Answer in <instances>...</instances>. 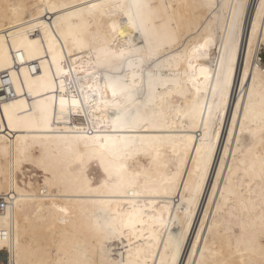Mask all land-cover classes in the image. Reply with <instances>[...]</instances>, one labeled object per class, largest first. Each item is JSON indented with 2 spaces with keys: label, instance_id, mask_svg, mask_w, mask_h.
Segmentation results:
<instances>
[{
  "label": "snow or ice",
  "instance_id": "obj_1",
  "mask_svg": "<svg viewBox=\"0 0 264 264\" xmlns=\"http://www.w3.org/2000/svg\"><path fill=\"white\" fill-rule=\"evenodd\" d=\"M228 7L231 21L226 19L220 30L222 53L216 64L211 69L200 67L197 76V65L193 64V58H188L183 75L191 86L182 96L191 102L189 111L195 131L187 137L185 152L176 162L175 171H167L168 165H163V173L157 162L165 138L171 135L170 110L166 108L176 95L172 92L173 84L182 83L179 70L163 71L173 60H179L178 49L172 47L176 42L172 5L154 0L110 4L101 0L57 4L49 0L43 5H33L35 11L43 9L41 14L51 11L55 15V20L48 24L39 23V15L18 22L5 20V28L0 30V63L7 65L12 58L10 52L15 43L9 45V38L15 41L17 34L43 28L48 51L53 53L50 68L52 64L56 66L50 80L36 82L37 92L33 93L29 86L32 102H20L23 110L17 116L15 127L34 139L17 164L41 168L46 190L51 186L50 196L55 198L56 189L67 181L45 163L46 148L54 143L66 150L64 164L71 172L73 198L92 205L94 229L101 241L102 254L110 239L130 233H149L145 254L152 257V264H166V254L170 255V264H207L204 247L200 246L206 247L207 239L197 234V242L185 262L181 249L186 238L184 224L189 222L185 220L179 225V231H174L164 221L163 211L157 216L156 210H169V200L175 196L180 204L171 207L177 213L183 211L191 216L193 205L199 203L205 192L206 182L212 193L208 197L209 207L205 209L206 220H215L212 209L217 212L222 207L226 209L229 203L235 202L234 198L243 199L246 195L248 202L254 203L252 198L258 191L264 200V64L256 65L254 71L253 57L251 62L244 60L240 70L235 53L244 2L236 0ZM9 11L17 17L20 9L12 5ZM85 12L89 13L87 20ZM257 17L264 32V0H260ZM66 23L67 31L64 30ZM161 36L166 40H161ZM207 44L209 41L205 40L193 51L200 53V48ZM248 52L253 54L250 41ZM226 114L230 117V128ZM0 116L8 121L0 131L13 129L7 106ZM222 128L227 131V143L220 156L217 145L222 141ZM242 143H247V150L241 147ZM142 158H147L149 163L142 165ZM210 172L215 176V183ZM9 191L14 192L11 186ZM185 204L187 209L183 207ZM159 225L168 233L167 239L163 238ZM235 227L241 233L238 242L244 239L247 251L252 255L258 251L262 257L259 264H264V216L260 218L259 233L250 231L254 224L238 223ZM205 229L212 230L210 225L202 223L201 232ZM0 249L11 255L6 264H22L19 237L13 244L5 233ZM56 264L85 262L59 259ZM100 264H132V261L102 258ZM243 264L255 262L246 260Z\"/></svg>",
  "mask_w": 264,
  "mask_h": 264
},
{
  "label": "bare ground",
  "instance_id": "obj_2",
  "mask_svg": "<svg viewBox=\"0 0 264 264\" xmlns=\"http://www.w3.org/2000/svg\"><path fill=\"white\" fill-rule=\"evenodd\" d=\"M49 0H0V30L5 28V20L18 22L29 20L32 15H39V23L48 24L55 20V15L49 11L43 13V9L35 11L33 5H43ZM57 4H82L85 0H55ZM104 4L130 2V0H101ZM155 3H168L172 5L171 12L176 20L175 44L172 47L178 49L179 60H173L170 66L163 68L164 72L181 73V84H173L172 92L176 95L171 98L166 111L170 110L169 124L171 135L165 138L161 146V156L157 164L161 173L165 171L163 165H168L167 171H175V164L185 152L187 137L192 135L195 129L192 127L191 114L189 111L190 101L183 100L182 93L191 85L187 83V77L183 75L187 67L188 58L197 65L196 74L200 75L199 68L211 69L222 53L220 43V30L224 28L225 21H231V12L228 5L236 0H154ZM244 9L242 16V27L237 37L236 62L243 70L244 60H251L254 57L256 65L263 64L260 59V52L264 48V32H261L260 20L257 17V10L260 7V0H243ZM18 6L20 11L17 17H13L9 6ZM223 5V7H212ZM7 13V14H6ZM85 20L89 19V13H84ZM253 23L256 31L253 32ZM69 25H64L68 30ZM226 35V33H225ZM2 38V33H0ZM111 40L112 37L110 36ZM119 39V38H117ZM161 40L166 37L161 36ZM208 40L209 44L200 48V53L193 49L203 45ZM251 42L253 54L249 55L248 45ZM39 42V43H36ZM123 43V40H119ZM15 43L11 49L12 57L7 65L0 63V113H3L5 106L8 108V115L12 117L13 129L0 131V240H3L5 233L11 237L13 244L19 237L22 255V264H56L59 259L82 260L85 264L93 262L100 264L101 259L120 261H132V264H152V257L145 254L147 246L146 236L149 233L127 234L123 238L117 236L107 241L105 254L100 251L101 241L97 239L94 229L95 216L93 207L87 202L73 198V184L70 170L64 164L66 150L54 143L47 145V159L45 163L49 168L66 179V184L56 189V197L50 196L53 189L44 183L45 176L41 168L31 164L18 166L17 161L22 158V153L30 147L33 137L25 136L15 125L18 123L17 116L23 110L21 101L32 102L33 96L29 95V86L32 92L39 90L37 81L50 80L52 73L56 72V66L50 63L53 53L48 51L49 45L43 28L33 29L24 34H17L15 41L8 39V44ZM183 45V47H181ZM8 49H5L7 51ZM57 54L59 49L56 50ZM199 57L198 59L194 57ZM261 60V62H260ZM87 61H85V67ZM78 67V66H77ZM50 69V70H49ZM67 72V68L64 69ZM191 71V70H189ZM76 75V73H73ZM84 75V73H80ZM203 86V85H202ZM237 93L239 87L236 88ZM71 95V94H69ZM57 105L59 97H57ZM76 119H79L78 117ZM230 128V117L225 115ZM7 118L0 116V129H4ZM222 141L217 145L220 156H223V145L227 143L226 129H220ZM17 136L20 137L17 140ZM247 143L241 147L247 150ZM140 163L147 165V158H142ZM216 169L219 170V161H215ZM155 170V166H154ZM235 171V169H234ZM212 183H215V176L209 173ZM227 175V173H225ZM14 192L9 191V187ZM237 190H239L237 185ZM246 192V189H245ZM211 187L205 183V192L201 194L199 203L193 205L191 216L185 212L175 210L172 205H179L178 197L169 200V210L158 208L156 215L163 211V219L169 228L179 231V225L184 224L186 238L181 249V258L187 262L192 253L193 245L197 242V234L207 239V246L204 247L205 260L207 264H243L250 260L259 264L262 257L257 251L250 254L245 245V240H237L241 235L240 229L235 227L238 223L244 225H255L250 231L259 233L260 218L264 216V200L259 197L258 191L249 203L245 195L243 199H235L225 209L217 212L215 208V220L205 218V209L209 207L208 197L211 196ZM187 209V204L183 206ZM63 209V211H61ZM169 211L171 215H169ZM149 223H154L149 221ZM202 223L211 226V232L206 229L201 232ZM150 231V230H149ZM159 231L163 232V238L167 239L168 233L159 225ZM153 251H156L153 248ZM160 251H163L161 248ZM131 253V254H130ZM0 254L6 256L0 260V264L11 260V255L0 249ZM59 254V255H58ZM197 259L199 257L197 256ZM166 264H170V255L164 256Z\"/></svg>",
  "mask_w": 264,
  "mask_h": 264
},
{
  "label": "rangeland",
  "instance_id": "obj_3",
  "mask_svg": "<svg viewBox=\"0 0 264 264\" xmlns=\"http://www.w3.org/2000/svg\"><path fill=\"white\" fill-rule=\"evenodd\" d=\"M259 55L263 59V60L262 59L261 60L263 61V64H264V48L261 50ZM5 258H6V256L4 254H0V260L5 259Z\"/></svg>",
  "mask_w": 264,
  "mask_h": 264
},
{
  "label": "built area",
  "instance_id": "obj_4",
  "mask_svg": "<svg viewBox=\"0 0 264 264\" xmlns=\"http://www.w3.org/2000/svg\"><path fill=\"white\" fill-rule=\"evenodd\" d=\"M260 59H262V58L260 57ZM262 60H263V59H262ZM260 62H261V60H260ZM4 264H6V262H5Z\"/></svg>",
  "mask_w": 264,
  "mask_h": 264
}]
</instances>
